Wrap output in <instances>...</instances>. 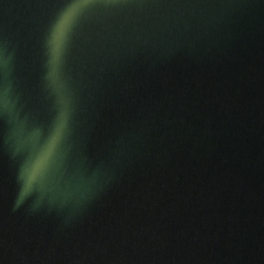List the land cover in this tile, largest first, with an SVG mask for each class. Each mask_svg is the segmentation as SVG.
Returning a JSON list of instances; mask_svg holds the SVG:
<instances>
[{"label": "water", "instance_id": "1", "mask_svg": "<svg viewBox=\"0 0 264 264\" xmlns=\"http://www.w3.org/2000/svg\"><path fill=\"white\" fill-rule=\"evenodd\" d=\"M62 3L0 0V264H264V0H96L44 164Z\"/></svg>", "mask_w": 264, "mask_h": 264}, {"label": "snow or ice", "instance_id": "2", "mask_svg": "<svg viewBox=\"0 0 264 264\" xmlns=\"http://www.w3.org/2000/svg\"><path fill=\"white\" fill-rule=\"evenodd\" d=\"M96 0H63L60 12L51 24L48 35L49 63L46 80L49 82L57 101L63 107L55 121V128L41 159L44 164H54L56 149L67 130L66 86L63 76L64 55L68 43L78 26L84 11L93 7ZM3 54L0 53V69L3 68ZM2 126V125H0ZM40 170L29 160L23 166L21 179L26 186H31L39 178Z\"/></svg>", "mask_w": 264, "mask_h": 264}]
</instances>
